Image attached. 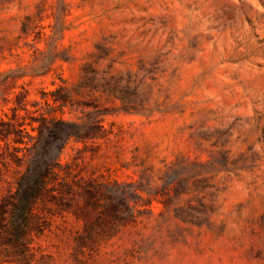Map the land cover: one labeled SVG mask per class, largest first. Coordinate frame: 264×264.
Listing matches in <instances>:
<instances>
[{
  "label": "rangeland",
  "instance_id": "rangeland-1",
  "mask_svg": "<svg viewBox=\"0 0 264 264\" xmlns=\"http://www.w3.org/2000/svg\"><path fill=\"white\" fill-rule=\"evenodd\" d=\"M20 91L84 137L4 264H264V0H0V117Z\"/></svg>",
  "mask_w": 264,
  "mask_h": 264
},
{
  "label": "trees",
  "instance_id": "trees-1",
  "mask_svg": "<svg viewBox=\"0 0 264 264\" xmlns=\"http://www.w3.org/2000/svg\"><path fill=\"white\" fill-rule=\"evenodd\" d=\"M27 92L15 95V106L11 116L0 117V163L6 168L10 162L23 166L24 170L13 181L12 186L0 197V264L23 262L28 257L29 242L32 236L41 232V217L37 212L38 205L45 206L51 202L53 192L69 194L75 189L65 180L57 182L58 157L52 150L59 152L71 137L83 138L79 125L64 120L55 114L36 118L37 126L21 117L19 111L25 109ZM66 99L61 95L52 99V104L44 99L49 108L64 106ZM55 111V110H53ZM37 131L35 141H25V136L32 139L26 126ZM26 150L28 153H21ZM0 170V181L2 180ZM59 188V189H58ZM90 195L96 192L95 187H87ZM126 208V206H124ZM123 207V208H124Z\"/></svg>",
  "mask_w": 264,
  "mask_h": 264
}]
</instances>
